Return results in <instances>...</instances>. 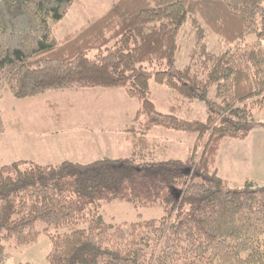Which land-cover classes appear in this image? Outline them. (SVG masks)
I'll use <instances>...</instances> for the list:
<instances>
[{
  "label": "trees",
  "instance_id": "1",
  "mask_svg": "<svg viewBox=\"0 0 264 264\" xmlns=\"http://www.w3.org/2000/svg\"><path fill=\"white\" fill-rule=\"evenodd\" d=\"M74 2L0 0V91L22 100L123 89L141 105L137 119L147 115L149 124L130 129L127 158L2 166L0 264L6 247L34 245L41 235L52 244L45 264H264V185L232 189L216 169L223 140H246L264 108V0H119L59 42L53 25ZM188 26L194 48L181 69ZM152 80L204 104L205 120L181 118L175 106L158 112ZM156 127L205 140L202 154L196 144L186 161L157 159L148 141ZM114 201L159 206L166 215L113 225L102 209Z\"/></svg>",
  "mask_w": 264,
  "mask_h": 264
},
{
  "label": "rangeland",
  "instance_id": "2",
  "mask_svg": "<svg viewBox=\"0 0 264 264\" xmlns=\"http://www.w3.org/2000/svg\"><path fill=\"white\" fill-rule=\"evenodd\" d=\"M118 1L75 0L67 16L53 25L57 41L61 42L68 36L77 34L93 20L106 14ZM194 37L193 30L189 26L180 35L181 50L178 65L181 69L190 63ZM208 41L211 49L218 47L216 37L210 36ZM151 95L158 112L167 114L175 106L181 118L203 120L206 118L204 104L189 103L153 80ZM0 96L5 120V131L0 134V168L17 161H28L41 166H56L66 161L90 164L105 157H115L114 151L121 153L119 157H129L133 150L131 148L129 151V147L123 141L125 135L131 133L130 130L126 132L124 129L141 130L143 128L140 125L149 124L147 115L137 119L135 114L141 105L138 100L129 98L123 89L89 88L79 91H51L22 100L16 99L6 91H0ZM255 114L257 124L251 137L249 136L246 142H243L245 140L237 142L243 149L240 151L244 154L257 147V154L261 156L264 154L260 148L264 146V108ZM104 138L111 139L112 143L116 144V148L112 146L113 148L109 147L108 150L102 142ZM149 138L150 152L159 160L186 161L196 144H198L197 158H199L206 142L205 140L198 142L196 135L161 127L154 128ZM224 152L227 156V150L224 149ZM220 164L226 166L225 160L222 159ZM247 166L249 169L252 167L251 163ZM191 172L192 169L189 168L186 175H190ZM246 172L247 170H244L243 173L236 175V180L227 181L232 189L243 188L246 182L252 181L240 178V175H246V178L250 175V172L244 174ZM220 174L224 175L223 172ZM102 212L107 222L113 225L130 224L139 219H161L166 215L162 207L137 208L129 201L106 203ZM41 228H44V225ZM65 232L67 230H60V233ZM51 250L50 239L46 235H41L38 243L34 245L24 248L15 245L6 247L7 260L4 264H45Z\"/></svg>",
  "mask_w": 264,
  "mask_h": 264
},
{
  "label": "crops",
  "instance_id": "3",
  "mask_svg": "<svg viewBox=\"0 0 264 264\" xmlns=\"http://www.w3.org/2000/svg\"><path fill=\"white\" fill-rule=\"evenodd\" d=\"M137 114H138V110H137V113L135 114L136 117H137ZM140 127L143 128L144 126L140 125ZM129 130H130L129 128L124 129V131H126V132H128ZM263 133H264V131H263ZM130 137H131V135L129 133H127L125 135V139L123 141L129 147V151L131 150V148L133 150L132 138H130ZM89 140L91 141V139H89ZM246 140L243 142H246ZM228 141H230V142H228ZM237 141L238 140L228 139V138L223 140L221 147H220V150H219V155L217 158L216 169H217L218 175L222 179L229 182L231 180H236L237 179L236 175L240 174V172L243 173L244 170H247L248 174L250 172V175L247 176V178L245 177L246 175H240V178H245L244 180L248 179V180H252V181L264 184V154H262L261 156H258L257 151H256L257 147H255L253 150H251V152H249V153L245 152V154H244V152L240 151L243 149L241 147H239L240 144ZM102 142L105 145V147L108 148V150H109V147H112V146L114 148H116V144L112 143L113 141L109 138L108 139L104 138L102 140ZM119 147H120V145H119ZM258 147H260V145ZM260 148H261L262 152H264V146H261ZM224 149L227 150V156L224 152ZM114 152H116L115 157H109V158H113V159L127 158V157H119V155L121 156V153H118V151H114ZM223 154H225V156H223ZM222 159L225 160V162H226V164H225L226 166H224V167L222 166L223 164H220V163H222ZM250 163H251L252 167L249 169L247 165H249ZM260 165H262V166L260 167ZM222 169H223V171H222ZM221 172H223L224 175H221L220 174ZM247 172L244 174H247Z\"/></svg>",
  "mask_w": 264,
  "mask_h": 264
}]
</instances>
